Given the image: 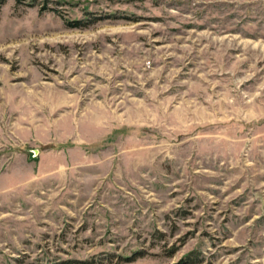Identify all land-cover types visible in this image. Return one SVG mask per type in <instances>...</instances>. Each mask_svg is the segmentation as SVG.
I'll list each match as a JSON object with an SVG mask.
<instances>
[{"label": "rangeland", "instance_id": "374dc122", "mask_svg": "<svg viewBox=\"0 0 264 264\" xmlns=\"http://www.w3.org/2000/svg\"><path fill=\"white\" fill-rule=\"evenodd\" d=\"M136 249L264 264V0H0V264Z\"/></svg>", "mask_w": 264, "mask_h": 264}, {"label": "trees", "instance_id": "16d2710c", "mask_svg": "<svg viewBox=\"0 0 264 264\" xmlns=\"http://www.w3.org/2000/svg\"><path fill=\"white\" fill-rule=\"evenodd\" d=\"M89 23L90 21L78 20L75 23H70V24L76 27H84L87 26ZM161 239L164 238L161 237ZM179 249L180 247H173L170 249H166L168 252L167 255L172 256ZM146 255L147 252L144 251L143 249H136L132 251L129 255L121 254L116 256L114 254H108L107 256H102V255L94 254L85 258L69 257V256L68 257L45 256V257H38L33 262H26L25 260H21V259H18V262L21 264H112L115 262L116 264L121 262H133L138 258L144 257ZM203 263H205V256H203L202 251H200L199 249H194L185 253L175 264H203Z\"/></svg>", "mask_w": 264, "mask_h": 264}]
</instances>
